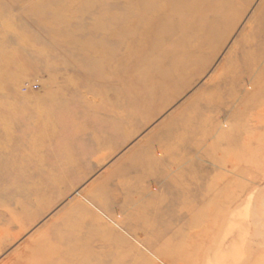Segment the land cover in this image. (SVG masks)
Returning <instances> with one entry per match:
<instances>
[{
  "label": "rangeland",
  "instance_id": "obj_1",
  "mask_svg": "<svg viewBox=\"0 0 264 264\" xmlns=\"http://www.w3.org/2000/svg\"><path fill=\"white\" fill-rule=\"evenodd\" d=\"M42 1L0 0V264H264L213 257L236 211L264 234V0H162L144 46L147 0Z\"/></svg>",
  "mask_w": 264,
  "mask_h": 264
},
{
  "label": "bare ground",
  "instance_id": "obj_2",
  "mask_svg": "<svg viewBox=\"0 0 264 264\" xmlns=\"http://www.w3.org/2000/svg\"><path fill=\"white\" fill-rule=\"evenodd\" d=\"M75 1H77V0H73V2H75ZM41 4H45V0H43L41 2ZM66 4L69 5V4H71V2L67 1ZM147 5H148L147 6V9L149 10L148 17H142V15L139 14L138 21H136L134 23V26L135 27L137 26L136 32H137V36H138L137 42H134L135 43L134 46H137V44H139V46L140 45L141 46H144V44H145V38L147 36V33L150 32V31H148L149 28L151 27L152 24H154L157 20H159V17L162 18L161 14H163V13H164V16H163V20H162V27L163 28L166 27V16H165V14H166V11H167L166 9L168 7L165 4H162V0H147ZM71 6H69V7H71ZM66 7H68V6L66 5ZM263 8L261 10V13L264 12L263 11L264 10ZM146 11L147 10L145 9V15H146ZM209 11H213V13H214L213 14V16H214L213 18L214 19H218V17L221 16V14L225 11V8H224V5H220V1L217 4L214 3V2H212L211 7L208 9V12ZM186 20H188V19H186ZM186 22H189V21H186ZM261 23H263V22H261ZM261 26H262V24H261ZM120 32L121 31H119V33ZM90 38L91 37L85 39L84 41L87 42ZM115 43H116V41H115ZM90 44L91 43H89V45ZM190 44L192 45L191 42H190ZM100 45H101V47H99V50H97V48H95L93 45L91 47L92 49H94V53L99 52V54H100L99 55V59H102L104 57V55L108 56L109 54H111L110 52L107 51V49L103 46L102 43ZM179 45L181 47H180V50L177 51V54L180 52L179 55L186 57V59H188V58L190 59V57L192 58V56H193L192 53H190L189 50H185L184 49L183 43H179ZM175 46H176V43H175ZM188 46H189V43H188ZM126 51H127V53H131V54L133 53V50L131 48H129V46H126L125 52ZM114 53H116V52H114ZM174 53H175L174 51L173 52H170L169 55L170 54L171 55H177L176 53L175 54ZM116 60H117V57H116ZM92 61H93V59H92ZM183 63H184V61H183ZM95 65L96 64H92L91 67L92 68H96ZM180 65L182 66L184 64H182V63L181 64L180 63H175L174 64V68H177ZM156 69L157 70H160V71L163 70V68H161V67H158ZM155 81H157V80H155ZM235 81L236 82H239L240 81V78L239 77L236 78ZM83 85H85V84H83ZM212 93L214 94L215 92L213 91ZM208 98L209 99H207V101H204V103L201 104V105H203L204 108H210L213 105H215L216 103L221 104V102H223L224 100L226 102H229V101L233 100L231 97H226V98L223 99V98H220V97H217V96H211V97H208ZM187 113H188L187 114V117L185 118V116H184L182 118L183 120H180V122H179L180 125H182L183 122H185V123H188V122H190V123H196V121L198 119L205 118V112L203 111L202 108H198L197 107V110H190ZM42 118H45V117H42ZM170 130H171V128H170ZM193 135L194 134H192V132L191 133H188L187 130L182 129V127H181V131L170 133V135H167V138L166 139L167 140L168 139H171V140H173V139H179V140H181L182 139V140H184L188 136H193ZM167 143L165 144V150H168V147L172 146L170 143H168V144ZM181 149H182V147L180 148V145L179 144H176V146L174 147V149H172V147H171V149L167 151V154L169 156V160L168 161H170V163H175L176 159H175V157H173V153L176 154V153L180 152ZM157 161H158L157 158H152V159L147 160V162H146L145 165H147V167L149 168L152 164L157 163ZM165 165H166V162H165ZM185 178L186 179L187 178H190L191 179V178H193V174L192 175L190 174V176H189V174H186L184 176V179ZM51 179H52L53 182L58 181L59 180V176L54 175V177H52ZM236 212H235V216H230L229 218H226L227 219L226 222L223 221L225 224L222 223V225H221V226L224 225V228H223V231L221 232L222 235H221V238L219 240L220 242H218V245L217 246L215 245V251H214L215 253L213 255V257H214V259L216 261H220V262H222V261H232L235 258L237 260L238 259L237 257L240 256L241 253L242 254H245L244 251H247L248 249L252 248L253 245L256 247V246H258L259 243L264 244V234L259 233V232H255V231L254 232L251 231V229H252L251 228V225H252V227L254 226V223L252 224V222H254V219L250 220L249 219L250 217L248 218V216H247V213L248 212L245 213L246 211H244V213H242V212L240 213V211H239L238 214ZM233 214L234 213H232V215ZM257 222H258V224L261 223L260 218H257ZM216 224H217V222H216ZM252 230H254V228ZM16 234H18V233H16ZM41 238L35 244V246L38 247L40 249V251L43 248H45V247H47V246H49L51 244H59L58 241H56L54 239L52 241L51 239L49 240V239L44 238V237L42 239ZM246 245L249 246V248H246L247 247ZM255 247H253V250H254ZM250 253H251V251H250ZM249 256H251V255H249ZM244 257H246V256H244ZM50 258H51V256H50ZM246 259H248V258H246ZM241 261H240V263H241ZM235 262H239V261L238 260L237 261L234 260V262H232V263L234 264ZM3 264H6V263H3ZM222 264H224V263H222ZM242 264H243V262H242Z\"/></svg>",
  "mask_w": 264,
  "mask_h": 264
}]
</instances>
